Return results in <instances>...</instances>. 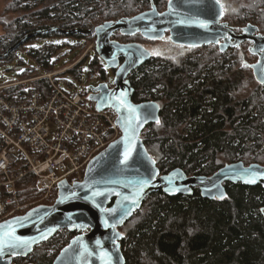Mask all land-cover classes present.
<instances>
[{
    "label": "trees",
    "instance_id": "obj_1",
    "mask_svg": "<svg viewBox=\"0 0 264 264\" xmlns=\"http://www.w3.org/2000/svg\"><path fill=\"white\" fill-rule=\"evenodd\" d=\"M250 1L252 4L246 6L237 0L225 1L224 20L249 25L256 21L260 34H264V0ZM166 4L167 0H15L10 11L18 15L4 26L0 54L7 51L10 43L50 29L40 26L44 22H57L67 31H87L94 23L103 25L134 17L142 13L139 7L151 10L155 6L160 12ZM28 17L40 25L36 26ZM73 35L86 36L81 32ZM137 36L142 38L134 37ZM47 38L48 35L31 37L22 47L26 49L31 44L26 53L45 73L54 67L52 47L43 50L42 45L35 44ZM218 57L213 56L215 61ZM14 58L15 54H10L2 61ZM212 60L190 61L186 66L194 70L200 65L208 66ZM164 61L153 58L150 70L144 71L141 78L131 77L133 102L153 101L160 107V123L148 126L141 139L163 174L181 169L188 176L209 177L228 159L253 156L264 148L263 90L236 102L217 79L211 82L207 77L206 82L197 84L191 70L182 78L180 71L167 68L169 63ZM96 66L94 62L93 67ZM68 72L73 74L77 70ZM202 73L199 72V78ZM207 82L214 84L212 90L207 89ZM29 85V89L22 86L9 93L35 91L45 96L51 90L47 80ZM240 85V78L232 79V90ZM207 95H212L211 104H207ZM27 181L30 178L18 185L21 201L26 193L35 192ZM25 186L28 189H23ZM226 192L222 200L204 199L199 190L191 197L173 198L162 192L150 196L120 229L126 264H264V187L227 184ZM76 235L60 231L51 241L36 247L28 260L33 264H52ZM59 241L64 242L63 247L50 255L47 250ZM23 261L14 258L15 264Z\"/></svg>",
    "mask_w": 264,
    "mask_h": 264
},
{
    "label": "water",
    "instance_id": "obj_2",
    "mask_svg": "<svg viewBox=\"0 0 264 264\" xmlns=\"http://www.w3.org/2000/svg\"><path fill=\"white\" fill-rule=\"evenodd\" d=\"M258 31V27L251 24L243 35L234 33L229 23L224 22L223 8L217 0H169L164 12L160 13L153 6L134 17L98 26L96 55L105 62L107 69H117V72L114 88L110 89L106 84L93 88L92 100L97 110L111 109L117 114L122 136L93 159L82 183L74 188H61L52 206H38L0 224V264H15L14 258L27 259L36 247L48 243L60 231L76 232L77 235L52 264H106L105 254L110 258L108 264H126L120 229L153 194L162 192L173 198L191 197L197 189L204 199L222 200L227 196L226 183L264 187V166L259 164L246 167L243 163H234L211 177L188 176L181 169L163 174L141 139L148 126L157 124L160 119V107L153 101L135 104L134 89L129 80L130 75L151 60L152 55L140 44L121 45L111 41L118 32L129 38L140 34L148 41H157L169 34L175 44L220 46L221 50L250 41L253 43L250 52L260 57L259 63L253 66L254 76L259 84L264 85V36L257 34ZM78 32L89 34L88 30L64 31L59 27L37 32L0 54V61L31 37ZM119 58L125 60L120 68L117 67ZM121 93L125 94L122 98L136 108L135 114L120 105L116 97ZM137 116L139 122L135 119ZM130 118L133 121L131 127L136 131L131 155L125 163L124 154L129 145L125 143L124 128ZM128 135L133 133L130 131ZM248 173L254 174V183L245 182Z\"/></svg>",
    "mask_w": 264,
    "mask_h": 264
},
{
    "label": "built area",
    "instance_id": "obj_3",
    "mask_svg": "<svg viewBox=\"0 0 264 264\" xmlns=\"http://www.w3.org/2000/svg\"><path fill=\"white\" fill-rule=\"evenodd\" d=\"M96 29H89L92 49ZM64 72L0 86V224L44 205L45 200H56L61 188L82 183L93 159L122 136L117 114L97 110L92 86H60L57 79ZM99 79L102 75L90 71L89 83ZM38 80L49 81L48 95L9 93ZM28 178L27 185L40 198L23 204L18 185Z\"/></svg>",
    "mask_w": 264,
    "mask_h": 264
},
{
    "label": "rangeland",
    "instance_id": "obj_4",
    "mask_svg": "<svg viewBox=\"0 0 264 264\" xmlns=\"http://www.w3.org/2000/svg\"><path fill=\"white\" fill-rule=\"evenodd\" d=\"M15 0H0V36L5 35V24L6 22L9 23L15 17L17 18V13L10 11L11 5ZM229 3L231 0H219L221 2V5L223 6ZM238 2L242 3L244 6L247 4H252V1L250 0H237ZM258 1V0H257ZM169 0H167L168 4ZM167 4L160 9V12H164L166 10ZM227 5V4H226ZM139 10L143 13L150 9L148 8H140ZM246 16H249L248 14ZM28 20L34 22V24L40 25L37 20H34L32 18H27ZM117 22V21H116ZM225 22V20H224ZM226 23H228L226 21ZM256 25V21H253V23H250V25ZM230 28L234 30L237 33L243 32V30L249 25V24H241L236 21H230L229 22ZM40 26L48 27V28H54L59 27L60 29L65 30L61 24L57 22H44ZM95 26L96 28L100 25L94 23L92 27ZM92 27H90L92 29ZM260 33V32H259ZM264 35V34H262ZM49 38L44 39L42 41H39L35 44V46H43V50L47 47H52V55H53V63L54 67L53 70L50 72H40L41 68L37 67V64L28 56L26 53L27 50H29L30 45L26 46V49H22L23 45L19 47L18 50L11 53L12 55L15 54V58L13 61H0V86L6 85L10 83H15L22 80H29L36 76H40L43 74H50V73H57L58 71H65L63 75L58 77V81L60 86L64 89H69L70 85H73L76 88H80L82 85L88 84L92 86L93 88H97L99 85L103 83H113L115 79V75L113 71L106 68L105 62L100 59L95 52V48H91L92 40L89 35H86L85 37H78L77 35H63V34H51L48 35ZM127 39V38H125ZM130 42L141 44L146 50H148L153 58H163L166 59L169 62H177L181 61L185 56H187L189 53H192V48H185L182 46L175 45L170 39L169 36L165 37L164 39H160L157 41H148L145 40L143 37L139 38L132 37L127 39ZM19 42V41H18ZM17 42L10 43V47L15 45ZM28 44V43H27ZM251 46V43H248V46L239 48L244 50L240 56V60L238 64L241 66H246L249 68L251 64H253L256 61V58H254L252 55H247L246 51H248V48ZM7 49V50H8ZM208 50L215 51V47L211 46ZM202 52V51H201ZM197 53V52H196ZM210 52H205V58L209 57ZM245 56V57H244ZM212 58V57H211ZM210 58V59H211ZM23 62L24 64L20 63ZM96 62L97 66L93 67V63ZM97 69L95 73L98 75H102L103 79H99L95 82L89 83L88 77L90 71H94L93 69ZM32 69H36V72H32ZM77 70V72L69 73L70 70ZM81 69V73H78V70ZM105 73L106 77H103V74ZM246 81L244 82V85L242 87H238L237 90L233 93V98L236 100V102L248 99L250 97H253V94L259 90L260 86L257 83L256 79L254 78L253 73L250 70H247V74H245ZM40 81V80H39ZM62 81V82H61ZM31 83V82H30ZM25 89H29L30 85L28 84L23 86ZM264 89V88H263ZM262 90V89H260ZM263 152V153H262ZM241 160L246 165L250 164H260L261 166H264V148H262L260 151L255 153L253 156H247L244 155L241 157ZM230 160L225 161L222 165H225L229 163ZM193 176V175H191ZM23 189H28L27 186H25ZM27 195L23 199V204L29 203V202H35L39 200L40 195L36 192H28ZM56 200L50 199L45 200L44 205L52 206L55 203ZM64 245V242L59 241L57 244L52 245L50 249H48V253L50 255H53L59 251L60 248H62ZM19 264H33L30 260L25 259L23 262Z\"/></svg>",
    "mask_w": 264,
    "mask_h": 264
},
{
    "label": "flooded vegetation",
    "instance_id": "obj_5",
    "mask_svg": "<svg viewBox=\"0 0 264 264\" xmlns=\"http://www.w3.org/2000/svg\"><path fill=\"white\" fill-rule=\"evenodd\" d=\"M123 19H125V18H123ZM233 32L236 33L237 35H243L244 34V31L241 32V33H237V32H235L233 30ZM257 34L262 35V34L259 33V31H258ZM167 36H169V34H167ZM262 36H264V35H262ZM127 39H125V37L121 36L119 33H116L111 38V41L112 42H116V43L118 42L121 45L138 44V43L130 42ZM231 43H234V41H231ZM248 43H251V46L248 48V51H246V54L247 55L250 54L254 58H256V61L253 64H251L249 66V68L247 67V65L246 66L238 65V62L239 61L241 62L240 56H241L242 52H244V50L242 51V49H239V48L248 46ZM175 45H177V44H175ZM178 46H181V45H178ZM182 47L192 48L191 49L192 50V53H189L187 56H185L183 59H181V61H177V62H169L166 59H163L162 58V60H166V61H164L162 63H169V66L167 68H170L172 70H178V71H180V73H182L184 75V76H182V78H183V77L188 76V73L191 70L188 66H186L187 63H189L190 61L193 62V61H197V60L199 62H201V63H203V62H209L210 61V58L212 57L211 59H213V60L210 62V64L208 66H206V64L205 65H200L198 67H195L194 70H191L192 73H193L192 74L193 75L192 77L196 80L195 83H197V84H203L204 82H206L205 79L207 80V77L210 78V81L211 82H212V80L214 78L217 79L218 83L221 84L220 86H222L227 91H229V96L231 98H233L234 91L237 90L236 87L233 88L235 90H232V88H231L232 79L235 78L237 80L238 78H240V81H241L240 87H242L244 85V82L246 81V79H245V76L246 75L245 74H247V70H250L253 73V75H254L253 66H255L256 64H258L259 61H260L259 55H254V54H252L250 52V48L253 47V43L250 42V41H246V42L242 43L241 45H239L238 47H230V48L225 49V50H221L220 46H213V47H215V51L208 50L211 46H205V47L204 46L203 47L182 46ZM205 52H208V53L210 52V54H209L210 58L209 57L205 58V55H204ZM215 55L216 56L217 55L219 56L218 57V61L217 60L216 61L214 60L213 56H215ZM152 59H153V56H152L151 60ZM151 60H149L148 62H146L145 64H143V66H141L140 68H138L136 71H134L130 75V78H129L130 82H131V77H135V76L139 75V77L141 78L143 76V72L144 71L150 70V64H151L150 61ZM124 62H125L124 59L119 58L118 59V64H117L118 66L117 67L120 68L124 64ZM215 69H216V71H219L218 74H216ZM111 71H113L114 75H116L117 69L116 70H111ZM200 71H202L203 73H202L201 77L199 78V75L198 74H199ZM254 78H255V76H254ZM202 79H204V80H202ZM211 82H207V84L209 83L207 85V89H211L212 90V88L214 87V84L211 83ZM259 86H260L259 88L264 91V89H263L264 88V85L259 84ZM132 88H133V86H132ZM110 89H113V88H110ZM134 94H135V90H134ZM211 98H212V95H207V104H211V102H212L211 101L212 100ZM242 101L243 100H241L240 102H242ZM141 103H144V102H141ZM138 104H140V103H138ZM228 126H229V124H228ZM234 163L235 164L236 163H243L244 164V162L241 160V157H239L238 159L231 160L230 163L225 164L219 170L223 169L226 166L233 165ZM244 165L246 167H248V166H250L252 164H250V165L244 164ZM216 173H214V174H216ZM213 175H211V176H213ZM211 176H209V177H211ZM227 184H230V183H226L224 185L225 186V189H226ZM196 190L197 189H195L194 192Z\"/></svg>",
    "mask_w": 264,
    "mask_h": 264
},
{
    "label": "snow or ice",
    "instance_id": "obj_6",
    "mask_svg": "<svg viewBox=\"0 0 264 264\" xmlns=\"http://www.w3.org/2000/svg\"><path fill=\"white\" fill-rule=\"evenodd\" d=\"M217 2L219 3V0H217ZM124 96H125V94H124V93H121L119 97H116V99L119 101L120 105H122L125 109H127V111H128L130 114H135L136 111H137L136 108H134L133 106H131L130 104H128V103L126 102V99L122 98V97H124ZM156 107H158V105H157ZM135 119H136L137 122H139V117H138V116H137ZM126 123H127L128 126L124 128V131H125V133H126L125 143H127V144L129 145V147H128V150H127V151L125 152V154H124V162H125V163L127 162L129 156L131 155L132 147L134 146V145L132 144V141L134 140V133H135V131H136L135 128H132V127H131V125H132V123H133V121H132L131 118L128 119ZM156 123L159 124V123H160L159 120H157ZM130 131L133 133V135H128V133H129ZM247 176H248L249 178H247V179L245 180V182H247V183H254V182H255V176H254V174H252V173H248ZM145 183H146V182H145ZM141 191H142V186H141ZM25 243H26V242H25ZM104 258H105V260H106V264H108V262H110V258L107 256V254H105V257H104Z\"/></svg>",
    "mask_w": 264,
    "mask_h": 264
},
{
    "label": "bare ground",
    "instance_id": "obj_7",
    "mask_svg": "<svg viewBox=\"0 0 264 264\" xmlns=\"http://www.w3.org/2000/svg\"><path fill=\"white\" fill-rule=\"evenodd\" d=\"M247 27H248V26H247ZM244 30H245V29H244ZM244 30H243V31H244ZM118 33H119V32H118ZM115 34H116V33H115ZM119 34H120V33H119ZM120 35H121V34H120ZM137 35H140V34H137ZM121 36H123V35H121ZM135 36H136V35H135ZM140 36H141V35H140ZM124 37H126V36H124ZM133 37H134V36H133ZM141 37H142V36H141ZM165 37H167V35H166ZM165 37H164V38H165ZM169 37H170V35H169ZM164 38H163V39H164ZM170 39H171V38H170ZM171 41H172V40H171ZM172 42H173V41H172ZM173 43H174V42H173ZM177 45H179V44H177ZM181 46H183V45H181Z\"/></svg>",
    "mask_w": 264,
    "mask_h": 264
}]
</instances>
